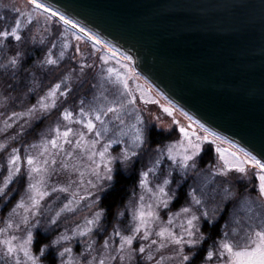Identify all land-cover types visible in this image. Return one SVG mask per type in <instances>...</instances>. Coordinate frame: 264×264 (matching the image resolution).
Wrapping results in <instances>:
<instances>
[{"label": "rangeland", "instance_id": "rangeland-1", "mask_svg": "<svg viewBox=\"0 0 264 264\" xmlns=\"http://www.w3.org/2000/svg\"><path fill=\"white\" fill-rule=\"evenodd\" d=\"M17 8L25 14L30 13L32 23L21 30L20 41L12 38L11 45L9 39L0 41V145L6 146L0 150V187L8 175V160L13 155L14 148L19 150L21 158L20 175L8 185L7 195L0 197V229L4 230L0 233V241L13 235L18 238L25 237L27 230L30 229L35 241L32 251L39 256L36 249V243L39 242L38 233L40 231L52 233L49 242L45 243L42 239L38 247L47 249L45 256L49 250L55 249L56 264H61L59 252L63 251L64 247H70L71 255L81 264H86L93 258L94 264H99L101 259L105 264H157V262L180 264L177 247L169 244L160 248L159 238L155 232L164 226L171 227L177 234H181L180 225H186L187 219L195 214L200 217L196 222V236L203 237V240L198 241L196 249L189 250L186 247L185 254L192 255L193 252L204 250L202 254L206 257L207 251L216 253L211 261L201 258L196 259V264H227L226 259L220 256L219 243L222 240L233 243L237 248L250 244L249 238H254L253 233L264 229V195L259 191L258 179L260 172L250 165H243L246 168L245 173L232 170L228 171L227 175H220L219 173L226 169L217 148L226 150L225 157L230 164L237 163L231 153H236L240 160L245 158V153L226 140L219 137L217 139V136L205 131L195 120L158 92L136 71L130 61L117 57L116 50H112L102 41L95 44L84 33L76 32L63 23L62 27L59 26L58 17L48 19L49 13H43L42 10L34 11L28 0H0L2 18L0 26L5 25L0 31L10 29L13 21L19 18ZM13 15L14 20H8V17L13 18ZM27 36L31 38V46L38 45L44 49L42 57L37 61H27L28 59L23 61L25 51L20 49V43H24L23 39ZM76 36L80 39L77 40ZM65 44L68 45L67 48L64 47ZM109 49L116 55H112ZM62 51L63 58L60 57ZM49 52L52 58L58 61L57 64L45 62ZM31 54L33 53L31 52L29 56ZM13 58L18 61L15 65L10 63ZM43 75L47 78L40 77ZM37 80L40 82L36 83ZM45 80V90L41 91ZM58 83L61 84V88L56 96V106L47 110L41 109L39 101ZM60 92H66L67 95H60ZM66 100L68 103L65 106L63 103ZM46 103L50 104L51 100ZM109 108L115 111L108 112ZM164 108L172 109V115L164 112ZM29 109L35 111L29 114ZM82 109L85 113H90V116H81ZM65 110L72 113L71 121L63 118ZM14 113L23 115L14 116ZM98 113L99 121L95 119ZM89 118L95 125L92 131L86 127ZM153 126L158 130L172 132L174 136L153 150L145 164L141 166L139 180L125 206L117 213L116 219H109L106 210L101 206L103 195L113 185L118 170L127 173L135 161L140 159L139 156L146 149L148 131ZM57 127L61 133L72 129L67 138L70 143H65L63 138L58 140L59 147H52L47 143L56 138L54 130ZM182 127L190 133L195 132L197 136L208 137L207 141L201 142L199 154L194 160L189 161L187 168L182 167L180 163L182 144L186 147L188 143L179 131ZM137 129L142 130V144L135 143ZM33 130H36L35 135L24 143V138ZM81 134L84 137L83 141L80 139ZM213 140L215 143H212ZM77 141H80V147L76 146ZM42 144H47V152H44ZM109 144L107 154L110 158H116L111 165L114 170L111 181L105 178L102 164L97 169L100 177L97 178L93 173L96 164L100 163L98 153ZM208 144L214 147V156L201 161ZM33 145L36 147H32ZM169 148L173 150L174 159L169 158ZM125 152L129 154L135 152L136 155L122 163ZM92 153L97 155L93 157ZM28 156L34 157L42 167L43 161L48 160L46 190L49 195L40 202L39 209L30 215V223L25 227L20 223L22 216L26 214L24 210L17 209L18 214L12 210L27 196V187L30 183ZM93 160L96 163H93ZM145 172H148L146 188L140 185L142 174ZM165 179L170 181L165 186L168 208H156L153 193L157 192L158 186L163 185ZM238 182L239 188L232 187L231 184L234 183L238 186ZM53 188H67L68 191L53 192ZM184 191L183 202L175 206V202ZM141 196L144 197L145 207L152 205L153 209L158 211L160 220L151 226L152 234L148 240L142 239L141 231L131 248L125 245L121 252L120 236L115 233L119 232L124 236L132 234L131 228L135 223L133 212L141 203ZM194 198L201 203L195 204ZM70 200L72 201L70 207L74 211L61 212L57 223L51 224V220L56 218V213ZM185 207L191 209L189 214L182 213L181 210ZM205 211L208 213L207 218L203 216ZM97 212L102 215L93 231L84 237L76 234L78 229H83L86 221L92 219ZM177 213L179 215H176ZM169 217L173 220L171 225L168 224ZM9 223L13 227H8ZM16 225H20L19 229ZM61 236H69L71 239L62 241L59 245L55 244L54 241ZM105 240L109 242L107 248L104 246ZM152 240H157L158 243L151 244ZM89 244L92 245L91 250H88ZM141 246L145 248L143 254L139 253ZM149 255L153 259L149 260L147 258ZM120 256L124 257L123 261L120 260ZM224 256L226 257L227 253ZM21 259L23 260L22 254ZM63 259L66 261L68 257L65 256ZM0 264H14V258L6 254L3 245H0ZM40 264L51 262L43 257Z\"/></svg>", "mask_w": 264, "mask_h": 264}, {"label": "water", "instance_id": "water-1", "mask_svg": "<svg viewBox=\"0 0 264 264\" xmlns=\"http://www.w3.org/2000/svg\"><path fill=\"white\" fill-rule=\"evenodd\" d=\"M215 135L264 159V0H41Z\"/></svg>", "mask_w": 264, "mask_h": 264}, {"label": "snow or ice", "instance_id": "snow-or-ice-1", "mask_svg": "<svg viewBox=\"0 0 264 264\" xmlns=\"http://www.w3.org/2000/svg\"><path fill=\"white\" fill-rule=\"evenodd\" d=\"M28 4H30L33 7V10H42L43 13H49L48 19H51V17H58L60 21L63 22L65 25H70L72 28L79 27L75 22H73L70 19H67L63 14H60L56 11H53L49 7H47L44 3L41 2V0H28ZM16 12L18 13L17 19L13 21V26L10 29H5L3 31H0V41L7 40L9 38H13L16 41L21 40L20 32L22 29L26 28L28 25L32 23V16L31 14H25L23 13L19 8L16 9ZM79 31L81 33H84V35H87L89 39L93 40L95 44H100V40L87 32L83 27H79ZM76 39L79 40L80 37L76 36ZM52 47H55V44L52 45ZM65 48L68 47L67 44L64 45ZM77 51L79 49L77 48ZM111 51V49H109ZM63 51L60 53V57L63 58ZM130 59V57H129ZM17 59L13 58L10 63L15 65L17 64ZM47 64L55 65L57 64V60L53 59L51 56V52H49L48 57L45 61ZM112 71L111 69L109 70ZM61 88V84H55L54 87L51 88V90L48 92L46 97L41 98L39 101V106L43 110H47L49 108H54L56 106V96ZM60 95H67L66 92H60ZM51 100V103H46V101ZM152 103H155V101H151ZM83 103V102H81ZM35 109H29V114H31ZM115 109L109 108L108 112H113ZM164 112H166L169 116L172 115V109L170 108H164ZM15 115H23V114H13ZM81 116H90V113H85L83 109L81 110ZM63 118L65 120L71 121L72 120V113L65 110L63 113ZM96 120H100V114L95 115ZM178 123V122H177ZM86 127L89 131H92L95 128V125L91 118L87 120ZM56 138L48 141L47 143H50L52 147H59L58 140L63 138L65 143H70L68 141V137L72 132V129L69 128L64 132H60L59 127H57L55 130ZM180 133L183 134L185 140H187V146H183L182 149L183 153L180 157V163L181 166L184 168L189 167V161L194 160V158L199 154L201 150V142L207 141V136H197L195 132L190 133L185 128L179 129ZM207 131V129H205ZM97 135H100V133H97ZM193 137H195V141H193ZM81 141H83L84 137L83 134H81L80 137ZM217 139H219L217 137ZM135 143H143V137H142V130L137 129V136L135 138ZM212 143H215V140L212 141ZM95 142H93L94 146ZM77 147L81 146L80 141H77ZM4 145H0V150H2ZM32 147H36V145H33ZM41 147L44 149V152H47V144H42ZM109 145H105L104 150L100 151L98 153L100 157V163L96 164V168L93 169V173L97 176V178L100 177V172L97 170L99 169L100 165L102 164L105 171V178L109 181L113 179V168L112 164L113 161L116 158H110L108 156V148ZM172 149H168L169 158L174 159L172 156ZM225 151L224 149L217 148V152L220 153V158L224 160V167L226 170L221 171L220 175H227L228 171L235 170L239 173H245L246 168L243 165H250L253 169H258L260 174L258 176L259 179V191L262 195H264V159H258L256 156L251 155L250 153H245V158L243 160H240V157L236 155V153H231L230 155L233 157L237 163L230 164V162L225 157ZM13 155L8 160V175L4 179V184L2 187H0V197H3L7 195V189L8 185L13 182V179L20 175L21 173V167H20V156L18 154V149L12 150ZM43 154V153H42ZM97 155V153H92V156L94 157ZM136 153L132 152L129 154L128 152H125L123 154V162L129 161L133 156H135ZM91 158V157H90ZM48 160L43 161V167L41 166L40 162L37 161L34 157L28 156L27 157V164H28V180L30 183L27 187V196L26 199L22 198L17 204L16 207L13 208V213H17V209H23L25 215L22 216L20 223L23 224L25 227H27L30 223V215L34 214L35 210H38L40 207V202L49 195L48 191L46 190V173L48 171L47 165ZM52 163L54 164L55 161L53 160ZM93 163H96L93 160ZM194 166V165H192ZM64 167H67V165H64ZM83 175V174H81ZM148 172H145L142 174V178L140 180V185L142 187H147L148 181H147ZM91 183V181H89ZM170 181L168 179H165L163 181V185L158 186L157 192L153 193V196L156 199V208L163 207L168 208V200L165 198L167 197V192L165 191V186L169 184ZM53 192L59 191V192H67V188H53ZM141 203L139 206L134 210L133 212V219L135 221L133 227L131 228V235H120L119 232H116L115 235L120 236V248L119 251L123 252L125 245H127L129 248L133 245L134 240L136 239L137 235L143 231L142 239L148 240L151 233V226L155 225L157 221L160 220V215L158 211L153 209L152 205H148L145 207L143 204L144 197H140ZM194 203L199 205L201 203L200 200L194 198ZM72 204V201L70 200L67 204H64L63 208H61L60 212L56 213V218L51 220V224H56L57 219L59 218L61 212L64 211H74L70 207ZM182 213L189 214L191 212L190 208H182ZM18 214V213H17ZM101 213L97 212L95 216L92 219H89L86 221L85 226L83 229H78L77 233L79 236L84 237L88 236L92 231L93 227H95L100 218ZM176 215H179L177 213ZM203 216L205 218L208 217L207 211L203 213ZM200 219L199 216L192 214L190 218L187 219L186 225L181 224V234H177L175 231L171 229V227H164L161 226L158 231L155 232V235L159 238V247L164 248L167 245L171 244L177 247L178 252L177 255L180 258V264H196V259L198 256L201 258L206 259L207 261H211L214 256L216 255L213 251H207L206 257H203V254L201 252H193L192 255L185 254V248L187 247L189 250L196 249L198 247V241H202L203 237H197L196 236V222ZM38 223V222H37ZM173 223L172 217H169L168 224L171 225ZM35 226V225H33ZM8 227H13L11 223H9ZM20 225H16V228L19 229ZM3 229H0V233H3ZM226 235V234H225ZM254 238L250 239V244H246L242 248H237L234 246L233 243L228 242L227 240H222L219 243V249H220V256L224 257L227 261V264H264V229L260 231H255L253 233ZM187 237V238H186ZM71 237L69 236H61L56 241H54L55 244L59 245L62 241H68ZM34 236L33 232L28 229L26 236L22 238H18L17 236L13 235L10 238L4 239L0 241V245H3L6 249V254L14 258V264H40L41 258L45 257L46 248H40L37 247V251L39 252V256L35 255L32 251V247L34 244ZM157 240H152L151 244H157ZM104 246L107 248L109 246L108 240L104 241ZM92 245L89 244L88 250H91ZM145 252V248L143 246L139 247V253L143 254ZM227 253V256L225 257L224 254ZM21 254L23 256V260L21 259ZM72 249L70 247H64L63 251L59 252V256L61 257V264H81V262H78L72 255ZM67 256L68 259L65 261L63 258ZM149 260L153 259L151 255L147 257ZM112 259H116V257H112ZM120 260L123 261L124 257L120 256ZM51 264H56L55 259H52ZM86 264H94V258L93 260H88ZM99 264H105V261L101 259L99 261ZM157 264H160V262H157Z\"/></svg>", "mask_w": 264, "mask_h": 264}, {"label": "trees", "instance_id": "trees-1", "mask_svg": "<svg viewBox=\"0 0 264 264\" xmlns=\"http://www.w3.org/2000/svg\"><path fill=\"white\" fill-rule=\"evenodd\" d=\"M5 18L7 19V17H5ZM14 18H15V16L13 15V18L8 17V20L13 21ZM1 19L2 18H0V22L2 21ZM59 23H60L59 26L62 27L63 25L61 23H63V22L59 21ZM4 26L5 25H1L0 29H4ZM23 40H25L24 43H20V49L21 50L23 49L25 51L24 52L25 57H24L23 61H26L27 59H28L27 61H35V60L37 61L38 58L42 57L44 49L39 47L38 45L36 47H33L35 45L31 46L30 36H27ZM9 42H10L9 43L10 45L13 44V39L9 38ZM31 52L33 54H31L29 56V54ZM27 56H29V57H27ZM44 73L47 74L46 72H44ZM44 75L40 76V77H45ZM45 78H47V77H45ZM38 82H40V81L37 80L36 83H38ZM45 83H46V80L43 82V85ZM45 86L46 85L42 86L41 91L45 90L44 89ZM31 87H32V85H31ZM41 91H40V93H42ZM67 103H68V100H66L63 104H65V106H66ZM48 118L49 117H47V119ZM35 131L36 130H33L32 132H30L25 138H24V136L22 137V138H24V143H27L32 138L31 136L35 135ZM173 136H174V133L163 131V130H158L154 126L149 129L148 136H147V142H146V149L143 151V154L141 156H139L140 159L138 161H135V163L132 165L131 169L127 173L124 171L118 170V172L116 173V177H115V181H114L113 185L103 195V198L101 200V206L106 210L107 218L113 219V220L116 219L117 213L125 206V203L128 200V198L130 197L132 190L137 185V182L139 180V173H140L141 166H143L145 164L148 157L153 152V150L155 148H157V146L159 147L160 145L164 144L165 142L171 140V138ZM213 156H214V147L212 146V144H208L204 149V152H203L202 157H201V161L207 160V158L213 157ZM231 185L234 188H237V187L239 188V182L237 184L238 186H236V183L231 184ZM184 198H185V191H184L183 195H181L180 198L175 202V206L180 205L183 202ZM206 225H205V229H207ZM215 234H217L216 231H215ZM51 236H52V233L47 234V233H43L40 231L38 233V236H37V240L39 242L36 243V249H37L38 244L41 242L42 239H44V242L46 243V242H49ZM203 251H201V253H203ZM55 252H56L55 249L49 250V253L44 258L49 260L50 262L52 261V259H55V261H56ZM197 259L200 260L201 257L198 256Z\"/></svg>", "mask_w": 264, "mask_h": 264}]
</instances>
